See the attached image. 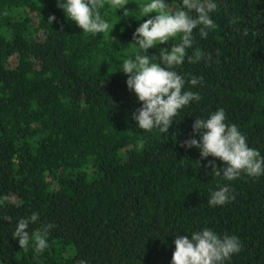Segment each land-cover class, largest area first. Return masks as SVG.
<instances>
[{
	"label": "trees",
	"instance_id": "1",
	"mask_svg": "<svg viewBox=\"0 0 264 264\" xmlns=\"http://www.w3.org/2000/svg\"><path fill=\"white\" fill-rule=\"evenodd\" d=\"M148 2L116 10L106 0L99 11L113 28L92 35L67 18L64 0H0V264H171L176 237L205 228L238 237L240 252L224 264H264V174L224 180L209 165L222 161L181 146L199 139L198 117L223 109L225 123L264 156V0H214L217 27L203 38L198 26L187 49L211 60L186 56L174 69L200 100L167 134L138 127L132 113L141 102L119 70L137 52L158 57L180 42L139 49L133 33ZM193 76L202 82L192 86ZM225 184L235 199L210 206ZM33 213L30 236L55 225L42 253L12 236Z\"/></svg>",
	"mask_w": 264,
	"mask_h": 264
},
{
	"label": "clouds",
	"instance_id": "2",
	"mask_svg": "<svg viewBox=\"0 0 264 264\" xmlns=\"http://www.w3.org/2000/svg\"><path fill=\"white\" fill-rule=\"evenodd\" d=\"M106 0H64L58 4L67 18L74 21L84 33L96 35L109 33L113 26L102 19L99 9H102ZM114 9L123 8L128 0H107ZM214 0H182L180 7L171 10L165 0H149L143 6L139 5L140 17H148L136 28L133 41L139 49L148 52L150 48L166 44L179 37L180 42L171 47L170 51L160 49V55H143L137 52L135 58L123 60L119 70L127 75L126 84L136 94L141 107L132 113L138 127L143 131H152L159 128L167 134L179 111L192 101H199V93L185 91V78L174 69L182 65L187 56V49L193 47V30L199 26V34L207 38L208 32L217 26L210 18V13L217 10ZM128 10L125 9V13ZM195 13V16L192 14ZM50 15L48 22L55 20ZM236 21L233 20L232 23ZM244 35H248L247 31ZM189 63H198L211 60L201 50H195L187 56ZM163 65V66H162ZM202 77L193 76L188 83L196 86L202 82ZM226 114L219 109L207 119L197 118L193 125V132L197 138L186 139L181 146L199 148L202 158L209 156L218 158L224 163L223 168H217L213 161H209L213 173L232 181L246 174L249 177H259L264 174V156L248 145L246 137L235 124L225 123ZM140 141L138 147L143 148ZM235 199L231 188L225 184L212 192L208 203L210 206L225 205ZM11 222L10 217H5ZM39 220L37 213L29 218L20 219L13 238H18L20 248L25 252L29 249L30 240L34 243L36 253H42L49 247L47 236L54 224H46L41 231L29 234V225ZM175 250L171 264H224L233 254L239 253L241 244L235 235L219 236L213 230L205 228L190 235L177 236ZM79 264H86L81 260Z\"/></svg>",
	"mask_w": 264,
	"mask_h": 264
},
{
	"label": "rangeland",
	"instance_id": "3",
	"mask_svg": "<svg viewBox=\"0 0 264 264\" xmlns=\"http://www.w3.org/2000/svg\"><path fill=\"white\" fill-rule=\"evenodd\" d=\"M168 5H169V8H174V7H176V3H175V2H172V3L168 4Z\"/></svg>",
	"mask_w": 264,
	"mask_h": 264
}]
</instances>
